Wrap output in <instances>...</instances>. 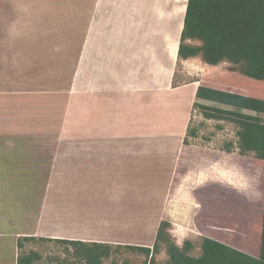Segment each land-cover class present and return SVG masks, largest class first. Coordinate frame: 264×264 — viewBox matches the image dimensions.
<instances>
[{"label":"crops","instance_id":"crops-1","mask_svg":"<svg viewBox=\"0 0 264 264\" xmlns=\"http://www.w3.org/2000/svg\"><path fill=\"white\" fill-rule=\"evenodd\" d=\"M187 2L89 0L67 24L53 12L49 28L21 17L1 24L0 264H17L22 237L151 247L120 239L140 235H111L118 224L134 221V205L128 203L131 217L123 205L128 198L133 203L141 174L165 181L153 187L158 203L150 238L163 220L194 221V192L215 183L197 185L198 178L217 171L219 159L198 149L194 164L207 163L192 172L196 148L183 142L204 78L175 83ZM191 61L201 63L198 70L211 68L199 57L181 62ZM44 188L46 196L36 199ZM88 195L108 208L89 214L81 206ZM92 217L104 226L93 229Z\"/></svg>","mask_w":264,"mask_h":264},{"label":"trees","instance_id":"trees-1","mask_svg":"<svg viewBox=\"0 0 264 264\" xmlns=\"http://www.w3.org/2000/svg\"><path fill=\"white\" fill-rule=\"evenodd\" d=\"M198 41L200 44H194ZM199 57L210 66L227 62L237 66L236 74L214 78L204 77L196 90L193 107L202 110L207 119H222L231 115L236 124L237 142L231 143L226 151L237 149L240 156L253 155L255 161L264 163V122L257 116L240 111H226L201 104L207 101L264 114V0H188L180 34L178 63ZM196 137L195 131L187 129L188 138ZM259 196L247 200L231 186L208 183L194 192L195 204L199 208L195 224L202 234L199 255L193 256L194 244L186 240L177 245L170 233L171 224L161 221L151 247L134 245H111L108 243L54 241L68 247L82 264H103L104 260L124 248L146 257L143 264H264V167L256 170ZM173 181V186L178 184ZM206 199V201H205ZM243 199V200H241ZM235 202V214L231 215V204ZM220 215H225L226 225L221 227ZM240 221V231L247 236L231 238V221ZM239 223V222H238ZM219 226H218V225ZM251 229L255 232L248 233ZM250 229V230H249ZM250 234V235H248ZM257 237L254 248L241 239ZM231 242V240H233ZM51 239L22 237L17 241V264H36L41 255L37 251L22 252L24 243L47 242ZM165 250L168 259L157 262L155 256ZM252 250V252H250Z\"/></svg>","mask_w":264,"mask_h":264},{"label":"rangeland","instance_id":"rangeland-1","mask_svg":"<svg viewBox=\"0 0 264 264\" xmlns=\"http://www.w3.org/2000/svg\"><path fill=\"white\" fill-rule=\"evenodd\" d=\"M89 0H0V38L3 37V27L1 24H5L8 21H19L20 17L23 18V20L27 19L28 24H35V22L40 21L44 24V27L48 26L47 28L51 27L53 24V21L51 19L50 12L54 13L55 20L59 22L60 24H67L68 18H70L71 14H73V10L76 9H86L87 4ZM53 16V17H54ZM199 62V60H197ZM196 61H191L190 64L187 63H178L176 68V78L175 83L183 82V81H189L190 76L202 75V77L207 78H214L219 76H224L226 74H236L237 72V66L223 62L219 64L218 66H210L211 68L198 70L195 68V65L201 64ZM197 69V70H196ZM204 105H208L211 107H216L219 109H224L226 111H240V113L246 114V115H252L257 116L260 118L262 122H264V114H257L252 111L247 110H236L233 107L220 105L216 103L206 102ZM189 129L190 131H195L196 137L194 138H188V142L191 146H194L195 148V156L194 161L191 160L190 163H188L189 168L192 172H200L201 170V161L198 158L199 163L197 166L194 164L196 160V156H199V150L204 151V153H207L210 157V155H217L219 161V165H215V167H219L217 171H214L213 174L203 173L201 175V178H198L197 185L200 182H208L213 181L218 182L219 185L222 186H231V195L234 196V188L238 190L243 196H245L244 199L247 200H255L258 198L259 193L257 190V177H256V170L259 167H264V163H261L259 161H255L252 154H249L247 156H240L238 154L237 149H232L231 152H227V146L231 143L235 147L237 142L236 137V124L231 121V115L226 114L223 116L222 119H207L203 115V112L198 107H193V110L191 112V118L189 122ZM197 150V151H196ZM25 160H29L30 157H24L22 158ZM204 163H207L206 159L203 161ZM23 163V162H22ZM202 163V164H204ZM208 165V164H206ZM205 165V167H206ZM17 168L18 170L22 171H29L30 168L21 167ZM204 167V169H205ZM203 169V168H202ZM203 169V170H204ZM216 169V168H214ZM195 174V173H193ZM201 174V173H200ZM30 173H27V176H29ZM18 176H23L21 174H18ZM46 176V175H45ZM143 180L140 182V188L134 190V198L132 203V198H128L124 201L123 209L125 210L124 216L125 217H131L130 209L132 208L131 204L134 205V221H127L125 223H122L125 227L122 226V224H118V227H115L112 230L111 235L112 237L116 236H123L127 233L134 234V235H140L144 238H138V237H120L122 241L126 242H137V243H146L149 244V246H152L154 238H150L149 234V228L151 225V222L153 220H156V209L155 207L158 202H155L154 190L153 187H156V185H162V183L165 185L164 179H158L153 178L151 179V176L143 175L141 174ZM29 184V183H28ZM208 184V183H207ZM30 185V184H29ZM196 185V183H194ZM34 187V184L32 183L30 185V188ZM190 182L188 181L186 183L185 189L186 192L189 194L190 189ZM28 188V189H30ZM30 191V190H29ZM41 192L46 196V189L44 188L43 191L37 190L36 199H40ZM67 192V191H66ZM129 192V191H128ZM50 193V192H49ZM125 194H127V191H124ZM0 195H4L0 193ZM35 195V193H34ZM138 195V198L136 197ZM29 201L33 204V196L30 195V192L28 193ZM87 200L82 201L83 206H87L89 210V214H93L92 212L100 210V206H104L103 204H99L97 202H94V200L91 198V196L86 197ZM125 199V198H124ZM243 200V199H241ZM206 201V199H205ZM131 203V204H128ZM30 204V205H32ZM235 202L231 204V215L235 214V209H238L239 206H235ZM109 206V205H108ZM108 206H104V208H108ZM192 206L195 208V203H192ZM46 207L50 208L51 204L48 203ZM146 207V208H144ZM29 210H33V208L30 206ZM153 210V211H152ZM183 213L185 214V219L189 217V209L186 207L183 208ZM133 216V214H132ZM154 218V219H150ZM195 217V216H194ZM193 217V220L195 219ZM221 219H223L221 222H219V225L221 224V227L223 225H226L228 223L227 221H224L225 215H220ZM93 218V217H92ZM92 220V227L93 229H100V225L104 226V223H94L98 222L97 218H93ZM97 220V221H95ZM139 220V221H137ZM186 222V221H185ZM179 222L180 224H177L175 222V225L173 226L171 223V230L170 233L172 235V238L174 242L182 246L183 242L186 240L191 241L194 244V248L191 250V254L193 256L199 255V245L201 241L202 234L198 230L197 225L195 224V221H188V222ZM239 222V223H238ZM160 223V222H159ZM66 224V223H64ZM47 227L48 225H51L50 222L45 223ZM159 225V224H158ZM218 225V224H217ZM218 225V226H219ZM240 221L238 219H235V221H231V238H235L236 241H238L237 236H247L244 235L240 231ZM102 230V228H101ZM194 230V231H193ZM250 230V229H249ZM244 230V232H246ZM248 233L255 232L254 230L247 231ZM144 235V236H143ZM250 235V234H248ZM109 238V237H108ZM257 237L253 236L249 239H241V241H246V243H249L248 246L251 248L257 245L256 241ZM231 240V242H233ZM239 242V241H238ZM93 243V242H92ZM96 243V242H95ZM116 245V244H111ZM122 245L123 244H117ZM68 247L66 248L65 245L55 242L54 240H50L47 242L42 241H35L30 243H24V246L22 248V252H28L30 250L37 251L41 255V259L36 264H82L80 261H78L74 257V253L71 250H68ZM252 252V250L250 251ZM146 257L142 254H139L134 251H129L127 249L121 248L117 253H114L110 259L104 260L103 264H143ZM155 259L157 262L165 263L168 259V256L165 252V250L162 249L160 253H158L155 256Z\"/></svg>","mask_w":264,"mask_h":264},{"label":"bare ground","instance_id":"bare-ground-1","mask_svg":"<svg viewBox=\"0 0 264 264\" xmlns=\"http://www.w3.org/2000/svg\"><path fill=\"white\" fill-rule=\"evenodd\" d=\"M197 206V205H196ZM184 211V210H183ZM189 214H190V211H189ZM194 231V230H193Z\"/></svg>","mask_w":264,"mask_h":264}]
</instances>
